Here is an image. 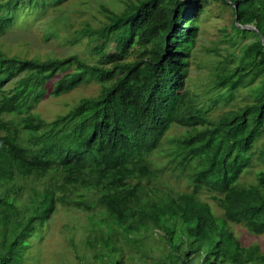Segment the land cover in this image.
<instances>
[{"label": "trees", "instance_id": "1", "mask_svg": "<svg viewBox=\"0 0 264 264\" xmlns=\"http://www.w3.org/2000/svg\"><path fill=\"white\" fill-rule=\"evenodd\" d=\"M224 1L237 15L233 41L239 34L252 39L239 55L244 72L219 74L223 90L213 101L228 102L241 86L253 100L214 120L186 87L203 0H134L119 13L103 5L102 33L136 52L110 67L74 55L38 61L0 50V264H24L27 239L63 203L55 187L31 188L18 203L24 179L56 166L62 195L73 185L81 198L98 191L122 227L163 230L178 264H239L246 248L231 224L264 234V169L255 171V183L241 181L264 135V0ZM9 2L0 0V36L14 21L3 13ZM92 79L103 84L101 93L56 119L33 111L46 94ZM174 124L187 128L183 136L168 137ZM165 172L186 188L163 182Z\"/></svg>", "mask_w": 264, "mask_h": 264}, {"label": "rangeland", "instance_id": "2", "mask_svg": "<svg viewBox=\"0 0 264 264\" xmlns=\"http://www.w3.org/2000/svg\"><path fill=\"white\" fill-rule=\"evenodd\" d=\"M129 1L134 0H65L62 3L58 0H11L3 13L14 16V21L6 34L0 36V50L8 56L38 61L74 55L87 63L105 67L112 66L115 60H132L136 57L133 49H120L115 34L100 30L107 22L102 6L119 13ZM236 18L232 5L224 0H203V10L197 18L195 44L186 67V87L199 105L208 108L213 120L253 100L249 89L241 86L228 102L216 105L213 101L223 90L216 86L219 74L235 68L241 72L245 70L239 55L252 37L239 34L233 41ZM102 88L99 80L92 79L60 96L46 94L33 111L46 121H52L82 98L98 96ZM186 130L185 126L174 124L168 137L183 136ZM263 149L264 135L255 145L251 172L242 176L243 183H255V171L264 169V160L259 157ZM62 177V171L56 166L45 174L36 172L23 180L19 204L28 200L31 188L45 187H55L57 198L63 201L57 203L50 218L38 224L27 239L24 264H178L177 256L163 237V230L122 227L100 205L98 191L89 190L81 198L80 188L73 185L62 195L58 188ZM171 178L165 172L162 181L169 180L168 184L175 189L186 188L184 180L178 182ZM212 206L220 215L221 209L215 203ZM231 228L246 248L239 264H264L260 258L264 255V234H251L237 224H231ZM194 262L198 264L199 261Z\"/></svg>", "mask_w": 264, "mask_h": 264}, {"label": "water", "instance_id": "3", "mask_svg": "<svg viewBox=\"0 0 264 264\" xmlns=\"http://www.w3.org/2000/svg\"><path fill=\"white\" fill-rule=\"evenodd\" d=\"M244 27H247V28H250V29H256V27L252 24H249V25H245ZM263 43H264V40H263Z\"/></svg>", "mask_w": 264, "mask_h": 264}]
</instances>
